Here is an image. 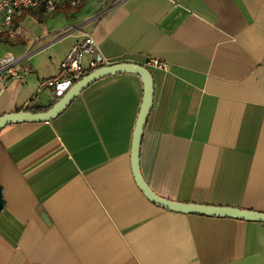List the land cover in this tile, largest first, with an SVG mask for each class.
Segmentation results:
<instances>
[{
	"label": "crops",
	"instance_id": "1",
	"mask_svg": "<svg viewBox=\"0 0 264 264\" xmlns=\"http://www.w3.org/2000/svg\"><path fill=\"white\" fill-rule=\"evenodd\" d=\"M78 5L32 8L0 40L23 73L0 78V115L30 99L49 108L45 82L89 34L111 63L151 72L139 152L151 189L264 212V0ZM142 97L139 75H108L52 120L0 130V264H264V222L172 211L140 190L131 145Z\"/></svg>",
	"mask_w": 264,
	"mask_h": 264
},
{
	"label": "water",
	"instance_id": "2",
	"mask_svg": "<svg viewBox=\"0 0 264 264\" xmlns=\"http://www.w3.org/2000/svg\"><path fill=\"white\" fill-rule=\"evenodd\" d=\"M127 72L139 75L143 83V97L133 131L131 145L132 173L136 184L143 194L156 205L176 212L215 217H232L239 220L264 222V212L262 211L227 205L177 201L155 193L146 183L139 167V152L143 130L152 107L154 83L150 70L143 64L123 61L96 67L75 81L65 93L56 99L46 110L36 112L17 110L0 115V130L4 126L13 123L50 121L57 117L72 102V100L92 82L104 76ZM2 207L3 198L0 188V210Z\"/></svg>",
	"mask_w": 264,
	"mask_h": 264
},
{
	"label": "built area",
	"instance_id": "3",
	"mask_svg": "<svg viewBox=\"0 0 264 264\" xmlns=\"http://www.w3.org/2000/svg\"><path fill=\"white\" fill-rule=\"evenodd\" d=\"M82 0H0V31L14 35L13 22L20 18L26 11L42 7L46 12H52L62 2L71 6L78 5ZM91 35L86 34L84 38L74 45L69 53L60 62V75L57 78L48 79L45 84L51 90L53 101L61 97L65 91L88 71L110 64ZM149 64L167 68L165 61L155 58L148 60ZM21 58L10 50H5L0 55V78L10 80L22 78Z\"/></svg>",
	"mask_w": 264,
	"mask_h": 264
},
{
	"label": "trees",
	"instance_id": "4",
	"mask_svg": "<svg viewBox=\"0 0 264 264\" xmlns=\"http://www.w3.org/2000/svg\"><path fill=\"white\" fill-rule=\"evenodd\" d=\"M66 8H67V10L71 11V10L77 9L78 6H76V5L75 6H71L70 5V6H67ZM6 33L7 32H5V31H0V40L3 39V37L5 36ZM33 100L34 99H30L26 105H23V106H20V107H16L15 111H17V110H29V111H33V112L40 111L41 107H38V106L34 105L33 104Z\"/></svg>",
	"mask_w": 264,
	"mask_h": 264
},
{
	"label": "rangeland",
	"instance_id": "5",
	"mask_svg": "<svg viewBox=\"0 0 264 264\" xmlns=\"http://www.w3.org/2000/svg\"><path fill=\"white\" fill-rule=\"evenodd\" d=\"M67 6H70V5H69L68 3H62L61 5L57 6L56 9H57V8H60V9H62L63 11H67V8H66ZM76 6H79V5H76ZM80 6H81V5H80ZM80 6H79V7H80ZM54 11H55V10H54ZM2 46H3V45L0 44V55H1L5 50H7V49H5V50L2 52V50H3V49L1 48ZM8 50H9V49H8Z\"/></svg>",
	"mask_w": 264,
	"mask_h": 264
}]
</instances>
